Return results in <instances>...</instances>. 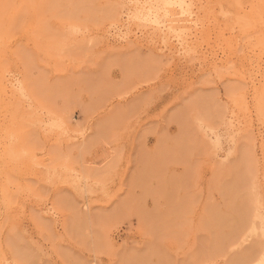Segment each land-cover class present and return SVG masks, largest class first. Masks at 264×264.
Instances as JSON below:
<instances>
[{
  "label": "rangeland",
  "instance_id": "374dc122",
  "mask_svg": "<svg viewBox=\"0 0 264 264\" xmlns=\"http://www.w3.org/2000/svg\"><path fill=\"white\" fill-rule=\"evenodd\" d=\"M191 2L0 0V264H264V0Z\"/></svg>",
  "mask_w": 264,
  "mask_h": 264
},
{
  "label": "bare ground",
  "instance_id": "6f19581e",
  "mask_svg": "<svg viewBox=\"0 0 264 264\" xmlns=\"http://www.w3.org/2000/svg\"><path fill=\"white\" fill-rule=\"evenodd\" d=\"M166 3L170 10L175 11V13L178 15V17H175V19L179 20V22H182L181 26L183 30L186 31L181 35V38L184 44H186V42L188 43L190 35L194 33V23H196L194 20L193 3L191 0H166Z\"/></svg>",
  "mask_w": 264,
  "mask_h": 264
}]
</instances>
